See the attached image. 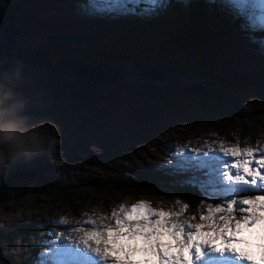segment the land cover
Masks as SVG:
<instances>
[{
    "label": "rangeland",
    "instance_id": "obj_1",
    "mask_svg": "<svg viewBox=\"0 0 264 264\" xmlns=\"http://www.w3.org/2000/svg\"><path fill=\"white\" fill-rule=\"evenodd\" d=\"M4 1L25 31L16 36V50L35 51L51 61L52 66L75 57L84 59V63L100 62L108 53L138 52L137 55L145 56L148 64L159 70H164V64H171L175 70L187 66L196 73L217 74L226 84L216 85L212 91L224 103L226 124L223 130H218L201 112L194 96L201 91H186L187 95L183 91L177 96L168 91L153 92L146 87L121 88L112 81L94 82L91 87L97 102L83 106L59 87L62 82L72 80L71 69L40 64L15 66L12 78L17 80L16 90L26 101V115L32 123L43 127L39 135L41 147L36 153L10 160L0 167V186L11 171L24 168L30 178L19 193L36 196L33 205L13 203L11 199L0 201V264H15L31 252L35 253L28 263L37 264L42 253L49 254V245L95 249V241L83 244L84 233L76 229L85 220L110 226L113 221L108 217L113 210L118 212L120 205L130 208L144 201L157 211H171L178 202L183 207L174 198H169L164 205L153 192L157 184L166 179L186 181L193 175L175 166L177 157L184 154L181 149L191 152L215 147L218 152L221 144L225 148H264V96L257 95L251 85L242 87L235 83L240 79L263 77L257 76V72L264 65V48L258 43L264 33L244 32L237 20L232 33L217 37L209 52H181L170 48L162 51L158 47L161 27L174 24L173 19L179 12L176 2L181 0H171L169 7L155 14L140 10L136 14L115 13L108 8L107 0ZM207 1L223 5V0ZM226 13L229 20L234 21L227 9ZM108 26L111 30H107ZM10 68L13 66L2 71ZM258 85L264 88V79ZM105 180L118 186L124 183L132 186L131 193L112 194L104 199L96 196L90 184ZM54 182L80 191L84 203L79 215L72 214L55 195L43 194V189ZM193 187L201 190L199 185ZM11 192L1 190L0 196L11 195ZM202 192L204 198L218 196L216 200L204 199L206 215L209 204L219 203L223 194ZM224 215L217 213L215 219ZM239 217L237 213L232 220L234 225ZM175 219L186 224L206 223L200 216L186 214ZM65 220L67 223L57 224ZM240 223L236 239L248 243L232 247L259 260L261 249L256 245L261 241L256 233L264 235V230L258 226L250 232L242 221ZM200 231L213 232L214 229L201 228ZM62 233L67 235L62 236ZM104 234L107 236L106 232ZM225 235L231 233L225 232ZM210 239L215 244L220 243L215 237ZM99 247H107L109 258L115 261L117 254L110 243ZM147 259L154 260L150 256Z\"/></svg>",
    "mask_w": 264,
    "mask_h": 264
},
{
    "label": "snow or ice",
    "instance_id": "obj_2",
    "mask_svg": "<svg viewBox=\"0 0 264 264\" xmlns=\"http://www.w3.org/2000/svg\"><path fill=\"white\" fill-rule=\"evenodd\" d=\"M170 5L171 0H107L108 8L113 12L127 14H136L137 10L155 14ZM223 6L234 20L240 22L242 31L264 33V0H223ZM258 43L264 48V36ZM181 151L184 154L177 157L175 166L182 172L193 173L187 182L199 185L202 191L223 194L219 203L209 204L206 215L201 213L200 220L205 224H186L175 219L184 214L187 204L180 207L177 202L171 211H157L144 201H138L130 208L120 205L118 212L113 210L108 217L113 221L110 226L85 220L76 229L84 233L83 244L95 241V249L49 245V254L42 253L37 264H148L149 256L156 264H264V235L260 232L256 233L261 241L256 245L261 249L259 260L232 247L248 243L236 239L241 221L250 232L258 226L264 230V148H225L221 144L218 152L215 147L208 151ZM239 195L247 198L236 199ZM204 199L216 200L218 196H205ZM217 213L225 215L217 220ZM237 213L240 217L234 225L232 220ZM65 223L66 220L57 221V224ZM201 228L214 231L201 232ZM225 232L231 235H225ZM211 237L220 243H213ZM109 243L117 254L115 261L109 258L107 247H99ZM137 256L138 261L134 259Z\"/></svg>",
    "mask_w": 264,
    "mask_h": 264
},
{
    "label": "trees",
    "instance_id": "obj_3",
    "mask_svg": "<svg viewBox=\"0 0 264 264\" xmlns=\"http://www.w3.org/2000/svg\"><path fill=\"white\" fill-rule=\"evenodd\" d=\"M176 4L179 7V12L177 17L173 19L174 24L169 27H161L160 30V33L162 34H160L161 38H159L158 40L161 43L158 47L159 49H162V51L165 48H170L173 50L177 49L181 52H187L189 50L209 52L210 45L214 43L215 39L221 36H229L234 30V27L237 23V20H229V17L226 13V8L220 3L210 4L207 0H181V2H176ZM0 6L8 9L4 0H0ZM15 24L17 28L21 30V32H25L24 28L17 22L16 17ZM107 30H111V26H108ZM103 35L105 36L106 34ZM262 36L264 35L262 34ZM149 47L155 46L150 45ZM22 51L23 52L16 50L15 52L23 58L40 59L44 65L52 66L51 61H49L39 53L35 51ZM137 53L138 52H135V54L125 52L108 53V55L103 58L101 62H105L111 58L120 56H133L138 58L139 62L141 59V64L147 65L149 61L145 58V56L137 55ZM83 61L84 59L75 57L70 58L65 63L63 62L57 65L69 66L74 64H83ZM216 67L218 72L217 63ZM163 68L164 70H174V67L171 64H164ZM14 69L15 68L13 67L7 71L0 70V79H2V76H5L8 73H11L9 77H12V75H14L15 73ZM181 70L193 72V70H191L187 66H184V68H182ZM257 73V76L263 77L258 80L240 79L235 83L239 86L241 85L242 87H244L243 85H251L255 89L257 95L264 96V91H262L264 90V88H258L260 87L258 85L259 81L261 79H264V65L261 69L258 70ZM196 74L203 75L204 77L211 78L213 80V87H205L206 83H204L202 85L201 92L194 94V96L198 99L201 112L211 120L212 126L218 130H223L226 124V118L223 112L224 103L221 97L212 91V88H215L216 85L219 87H223L226 84V81L224 79H218L217 74L215 73H212V75H206L203 73ZM205 82H208V80L206 79ZM92 90L93 86L91 87L90 85L89 92L93 96L90 104H84L82 102L78 103L83 106L96 104L97 97L94 96ZM184 94L187 95L188 92L186 93L185 91ZM176 95L180 96V93H176ZM179 114L181 117L183 116V113L181 111H179ZM187 181L188 180L179 181L178 179L175 180L169 178L164 182H160L159 184H157L153 192L161 198V202L164 205L167 203V200L169 198H174L178 200L182 204V206L185 204L188 205V208L184 211V214H186L188 217H199L202 212L205 214V211L203 210L204 204L206 202L204 200V193L201 190L193 187V185L189 184ZM130 187L132 186H129L125 183L118 186L108 180L102 182L94 181L89 186L90 190H92V192L96 196H100L103 199L109 197L112 194L121 195L131 193ZM43 192L44 195H55L74 215H79L81 209L83 208L82 205L84 203V197L81 195L80 191L78 189H74L73 187H69L66 184L62 185L56 182L48 184L45 189H43ZM35 197L36 196L33 197L29 192H26V194H21L11 200L13 201V203L18 202L22 203L23 205H33L35 204ZM34 253H28L23 259L15 261V264H29L28 262L30 261V258L33 257Z\"/></svg>",
    "mask_w": 264,
    "mask_h": 264
},
{
    "label": "water",
    "instance_id": "obj_4",
    "mask_svg": "<svg viewBox=\"0 0 264 264\" xmlns=\"http://www.w3.org/2000/svg\"><path fill=\"white\" fill-rule=\"evenodd\" d=\"M13 13L0 6V70L22 64H40L45 67L71 69L72 80L62 82L59 87H62L78 102L91 103L93 96L89 92V88L94 82L112 81L121 88L146 87L153 92L169 91L174 93H182L185 90L197 93L201 91L204 83H206L205 86L213 87L211 78L198 75L194 71L159 70L151 64H141L138 58L133 56H120L105 62L89 61L69 66H47L40 59L23 58L16 54L13 47L16 36L21 34V30L14 23ZM206 79L208 82H205ZM29 178V172L24 168L11 171L0 186V192L1 190H10V192L12 191L11 195L0 196V201L21 195L22 193L19 192Z\"/></svg>",
    "mask_w": 264,
    "mask_h": 264
},
{
    "label": "clouds",
    "instance_id": "obj_5",
    "mask_svg": "<svg viewBox=\"0 0 264 264\" xmlns=\"http://www.w3.org/2000/svg\"><path fill=\"white\" fill-rule=\"evenodd\" d=\"M17 80L0 79V167L10 160L36 153L40 130L26 115V101L16 90Z\"/></svg>",
    "mask_w": 264,
    "mask_h": 264
},
{
    "label": "bare ground",
    "instance_id": "obj_6",
    "mask_svg": "<svg viewBox=\"0 0 264 264\" xmlns=\"http://www.w3.org/2000/svg\"><path fill=\"white\" fill-rule=\"evenodd\" d=\"M14 14V13H13ZM14 19H15V17H14ZM22 33V32H21ZM15 43V42H14ZM14 47V50L16 51V47L15 46H13ZM93 84V83H92ZM91 84V85H92ZM243 86H248V85H243ZM186 91V90H185ZM169 92V91H168ZM178 93V92H177ZM86 249V248H85ZM111 252V251H110ZM112 254H113V252H112ZM134 259H136L137 261L139 260V257H135ZM154 260L153 259H148V264H156V262H153Z\"/></svg>",
    "mask_w": 264,
    "mask_h": 264
}]
</instances>
